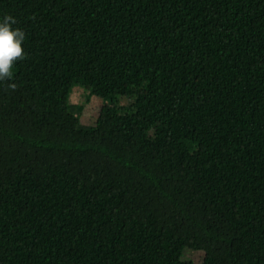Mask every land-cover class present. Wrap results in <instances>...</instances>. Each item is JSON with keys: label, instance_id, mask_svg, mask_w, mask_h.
I'll return each mask as SVG.
<instances>
[{"label": "trees", "instance_id": "trees-1", "mask_svg": "<svg viewBox=\"0 0 264 264\" xmlns=\"http://www.w3.org/2000/svg\"><path fill=\"white\" fill-rule=\"evenodd\" d=\"M4 15L25 55L0 80V264H264V0ZM75 85L102 101L94 124Z\"/></svg>", "mask_w": 264, "mask_h": 264}, {"label": "clouds", "instance_id": "clouds-1", "mask_svg": "<svg viewBox=\"0 0 264 264\" xmlns=\"http://www.w3.org/2000/svg\"><path fill=\"white\" fill-rule=\"evenodd\" d=\"M14 23L11 16L0 17V80L9 79L14 64L25 55L22 47L25 32ZM10 87L14 88L15 84Z\"/></svg>", "mask_w": 264, "mask_h": 264}, {"label": "rangeland", "instance_id": "rangeland-1", "mask_svg": "<svg viewBox=\"0 0 264 264\" xmlns=\"http://www.w3.org/2000/svg\"><path fill=\"white\" fill-rule=\"evenodd\" d=\"M70 103L80 105L81 110L78 113L79 120L82 124H94L99 113L102 101L100 98L89 95L88 91L80 85H75L70 92ZM132 101L130 97H120L119 103L127 105ZM183 259H190L200 263L203 259V251L194 250L189 247L183 249Z\"/></svg>", "mask_w": 264, "mask_h": 264}]
</instances>
